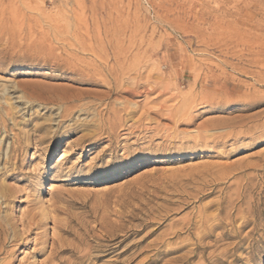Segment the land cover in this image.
<instances>
[{
  "label": "rangeland",
  "instance_id": "374dc122",
  "mask_svg": "<svg viewBox=\"0 0 264 264\" xmlns=\"http://www.w3.org/2000/svg\"><path fill=\"white\" fill-rule=\"evenodd\" d=\"M263 50L264 0H0V264H264Z\"/></svg>",
  "mask_w": 264,
  "mask_h": 264
},
{
  "label": "bare ground",
  "instance_id": "6f19581e",
  "mask_svg": "<svg viewBox=\"0 0 264 264\" xmlns=\"http://www.w3.org/2000/svg\"><path fill=\"white\" fill-rule=\"evenodd\" d=\"M264 51V50H263ZM258 54H259V52H258ZM256 66V65H255ZM259 66V65H258ZM261 67V66H260ZM264 67V66H263ZM248 71V70H247ZM253 77V76H252ZM254 78V77H253ZM256 81H257V79H256ZM257 83V82H256ZM260 83H261V81H260ZM255 84V83H254ZM260 85V84H259ZM264 87V86H263ZM223 88V87H222ZM247 88V87H246ZM226 89V88H225ZM234 89V88H233ZM248 89V88H247ZM221 90V89H220ZM250 90V89H249ZM226 91V90H225ZM234 91V90H233ZM214 93V92H213ZM240 93V92H239ZM245 94V93H244ZM253 97V96H252ZM215 98V97H214ZM258 98H260V97H258ZM213 99V98H212ZM212 99H211V101H212ZM220 99V98H219ZM222 99V98H221ZM229 99V98H228ZM250 99V97H248V98H245L244 100L246 101V102H250L251 103V101L249 100ZM252 99V98H251ZM257 99V98H256ZM261 99V98H260ZM215 100V99H214ZM216 100H217V98H216ZM215 100V101H216ZM236 100V99H235ZM239 100V99H238ZM254 100V99H253ZM252 100V101H253ZM220 101V100H219ZM229 101V100H228ZM260 101V100H259ZM214 102V101H213ZM222 102V101H221ZM239 102V101H238ZM241 102H243V101H241ZM245 102V103H246ZM225 103H226V101H225ZM207 104V103H206ZM257 104V103H256ZM243 106V105H242ZM252 106V105H251ZM245 107V106H244ZM243 107V108H244ZM247 107V106H246ZM240 108V107H239ZM228 109V108H227ZM255 109V108H254ZM236 110V109H235ZM227 111H229V110H227ZM231 111V110H230ZM253 112V111H252ZM232 113V112H231ZM244 114V113H243ZM235 116V115H234ZM240 117V116H239ZM242 117V116H241ZM245 117H247V116H245ZM229 118H227V120H228ZM259 119V118H258ZM262 120V119H261ZM225 121V120H224ZM239 121V120H238ZM245 121V120H244ZM244 121H242L243 123H244ZM231 122H232V120H231ZM234 122V121H233ZM236 122H237V120H236ZM258 121H256V123H257ZM260 122V121H259ZM262 122V121H261ZM101 123V122H100ZM221 123V122H220ZM220 123L218 124V125H220ZM224 124V123H223ZM251 124H252V122H251ZM254 124V123H253ZM252 124V125H253ZM264 124V123H263ZM110 125H112V124H110ZM216 125V124H215ZM222 125V124H221ZM229 125H230V122H229ZM229 125H227V126H229ZM255 125V124H254ZM257 125V124H256ZM255 125V126H256ZM258 125H260L259 123H258ZM225 126V125H224ZM223 126V127H224ZM227 126H226V128H227ZM231 126V125H230ZM263 126V125H262ZM113 127V126H112ZM222 127V126H221ZM252 127H254V126H252ZM109 128H111V127H109ZM219 128V127H218ZM244 128V127H243ZM261 128V127H260ZM230 129V128H229ZM234 129V128H233ZM242 129V128H241ZM240 129V130H241ZM247 129V128H246ZM112 131L111 132H113V130L114 129H111ZM217 130V129H216ZM219 130V129H218ZM217 130V131H218ZM247 130H249V129H247ZM246 130V132H249V131H247ZM253 130H255V129H253ZM237 131V130H236ZM243 131V130H242ZM256 131V130H255ZM222 132V131H221ZM257 132V131H256ZM259 132V131H258ZM215 133H218V132H215ZM231 133V132H230ZM260 133V132H259ZM211 134V133H210ZM229 134V133H228ZM234 134V133H233ZM236 134V133H235ZM240 134H242V133H240ZM240 134H238V135H240ZM249 135H250V133H248ZM245 135H247V134H245ZM207 136V135H206ZM205 136V137H206ZM225 136H226V134H225ZM204 137V138H205ZM217 137V136H216ZM231 137V136H230ZM241 137V136H240ZM250 137V136H249ZM223 138H226V137H223ZM234 138H239V136H234ZM233 138V139H234ZM251 138V137H250ZM216 139V138H215ZM221 139V138H220ZM252 139V138H251ZM250 139V140H251ZM199 140H202L201 138H199ZM212 140V139H211ZM206 141V140H205ZM221 141V140H220ZM220 141H218V142H220ZM215 143V142H214ZM213 143V144H214ZM221 143V142H220ZM164 157H166L165 155L163 156H159V158H154L153 160H150V161H145V162H139V161H132V162H130L129 163V165L126 167V168H122V169H119V168H116L115 170H113V172L111 173V174H109L108 176H103L102 177V179H106V181H104V182H108V181H110V180H113L114 178H116V177H118V175L119 174H125V173H127L130 169H132V168H138V169H142V172H144L143 173V175H145V173H149L154 167H153V165L155 164V162H157L158 160H161L162 158H164ZM263 163V162H262ZM261 164V163H260ZM156 165V164H155ZM259 166V165H258ZM140 167V168H139ZM263 168V167H262ZM257 169V168H256ZM260 169V168H259ZM262 170V169H261ZM264 171V170H263ZM150 174V173H149ZM258 187V186H257ZM49 188V187H48ZM50 189V188H49ZM0 197H2V196H0ZM231 201H229V203H230ZM264 204V203H263ZM44 209V208H43ZM33 218H34V216H33ZM33 222V221H32ZM3 229V228H2ZM3 231V230H2ZM1 234V233H0Z\"/></svg>",
  "mask_w": 264,
  "mask_h": 264
}]
</instances>
